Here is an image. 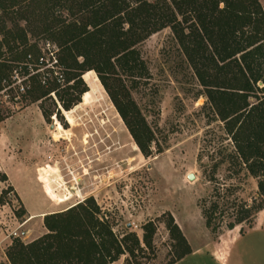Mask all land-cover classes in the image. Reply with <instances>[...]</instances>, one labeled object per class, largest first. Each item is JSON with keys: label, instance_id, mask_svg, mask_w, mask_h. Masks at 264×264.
<instances>
[{"label": "rangeland", "instance_id": "1", "mask_svg": "<svg viewBox=\"0 0 264 264\" xmlns=\"http://www.w3.org/2000/svg\"><path fill=\"white\" fill-rule=\"evenodd\" d=\"M131 1L136 5L137 0ZM31 12L29 20L21 18L16 24L26 29L30 44L41 52L28 58L34 69L20 68L26 86L20 101L1 97L0 103V175L6 177H0V205L9 203L10 214L24 223L18 239L30 243L42 237L49 232L48 215L80 204L108 223L122 244L123 253L113 262L108 258L111 264H264V205L258 179L223 160L222 152L232 151L233 143L173 30L166 27L137 45L146 67L143 75L119 73L127 96L154 134L145 154L97 71L83 72L86 92L71 109L64 107L58 93L67 89L66 73L57 66L56 56L44 52L47 43L56 45L45 26L53 16L69 19V12ZM6 27L14 28L15 21L8 19ZM3 53L11 60L6 48ZM34 76L46 87L57 78L59 92L36 100L31 95ZM109 77L110 89L121 91L116 78ZM6 169L31 197L30 208L43 215L30 220ZM215 207L208 226V214ZM244 211L249 212L240 221ZM232 222L235 227L230 229ZM149 224L154 225L151 247L144 238ZM173 225L179 227L177 236ZM134 235L141 244L136 257L125 250L126 242L135 246ZM9 246L0 250V264H11L5 258Z\"/></svg>", "mask_w": 264, "mask_h": 264}, {"label": "trees", "instance_id": "2", "mask_svg": "<svg viewBox=\"0 0 264 264\" xmlns=\"http://www.w3.org/2000/svg\"><path fill=\"white\" fill-rule=\"evenodd\" d=\"M37 9L43 15L69 12V19L53 16L45 26L56 45L49 42L44 48L65 69L67 89L58 93L57 78L46 87L34 76L31 95L41 100L55 91L69 110L86 92L83 72L97 71L145 154L154 134L136 102L127 96L119 73L132 78L143 75L146 67L137 45L170 27L233 143L232 151L222 152L223 160L258 179L264 205V7L260 0H137L136 5L131 0H0V88L15 69H34L28 58L41 50L30 44L26 29L16 22L29 20L27 13H37ZM8 19L15 21L14 28L7 29ZM4 48L11 60L3 58ZM36 61L39 64L40 59L36 57ZM108 76L116 78L121 91L110 89ZM0 177L6 180L4 175ZM216 208L208 214V226ZM46 226L49 232L30 243L14 239L7 250L11 264H111L123 253L109 224L85 205L48 215ZM153 227H145L148 247L152 246ZM234 227L233 222L229 224L230 229ZM178 232L179 227L173 225V235ZM133 238L135 246L125 241V250L136 257L141 244L137 236Z\"/></svg>", "mask_w": 264, "mask_h": 264}, {"label": "built area", "instance_id": "3", "mask_svg": "<svg viewBox=\"0 0 264 264\" xmlns=\"http://www.w3.org/2000/svg\"><path fill=\"white\" fill-rule=\"evenodd\" d=\"M19 69H15L13 71V74L10 78V80H4L2 83V87L0 88V103H3V98H12L17 99L16 103L20 101L21 95L25 94L26 86L24 83H22L21 79L19 78ZM20 83V86L15 89V84ZM16 91V92H15ZM21 91L22 94L19 92ZM3 97V98H1ZM10 101H12L10 99ZM1 171V167H0ZM1 190H0V197H1ZM7 211L12 212L11 207L9 206V203L1 204L0 205V229L3 230V232L6 234L7 239H11L10 245H12L14 239L21 237V228L24 226V223L18 224L16 221V215L14 212L12 214L8 213ZM11 218V220H10ZM12 222H16V224L13 226Z\"/></svg>", "mask_w": 264, "mask_h": 264}, {"label": "crops", "instance_id": "4", "mask_svg": "<svg viewBox=\"0 0 264 264\" xmlns=\"http://www.w3.org/2000/svg\"><path fill=\"white\" fill-rule=\"evenodd\" d=\"M6 172H7L6 174H7L8 178H9L8 182L11 184V186H13L15 188V190H17L19 192L20 197L22 199V202L24 204V207L27 211V214L30 216V220H32L31 219L32 217L36 218L38 216L43 215V214H41L40 209H31L30 208L29 205L31 202L29 201V199H31V197L30 196L28 197V195L23 192V189L19 185L18 180L15 179V177H14L15 173H12L13 172L12 170L8 171L7 169H6ZM37 193L40 194V192L38 190H36V194ZM40 198L42 200L45 199V198H42V196H40ZM7 212L10 213V211H7ZM10 243H11V239H7L6 234L3 232V230L0 229V250L2 252H4V249L6 248L7 245H10ZM5 258H7V256Z\"/></svg>", "mask_w": 264, "mask_h": 264}, {"label": "water", "instance_id": "5", "mask_svg": "<svg viewBox=\"0 0 264 264\" xmlns=\"http://www.w3.org/2000/svg\"><path fill=\"white\" fill-rule=\"evenodd\" d=\"M194 178H195V175H193V174L189 175V179L193 180Z\"/></svg>", "mask_w": 264, "mask_h": 264}, {"label": "bare ground", "instance_id": "6", "mask_svg": "<svg viewBox=\"0 0 264 264\" xmlns=\"http://www.w3.org/2000/svg\"><path fill=\"white\" fill-rule=\"evenodd\" d=\"M135 149V148H134ZM131 162V161H130ZM31 219H33V217L31 218Z\"/></svg>", "mask_w": 264, "mask_h": 264}]
</instances>
